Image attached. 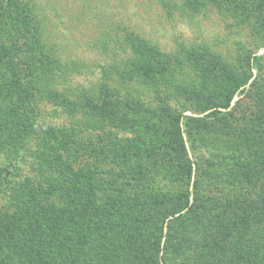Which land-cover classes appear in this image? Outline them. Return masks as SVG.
Listing matches in <instances>:
<instances>
[{"label": "trees", "instance_id": "trees-1", "mask_svg": "<svg viewBox=\"0 0 264 264\" xmlns=\"http://www.w3.org/2000/svg\"><path fill=\"white\" fill-rule=\"evenodd\" d=\"M161 1L251 34L233 41L243 70L113 22L100 76L76 84L88 66L37 1L0 0V264H264V0ZM184 63L200 88L173 79Z\"/></svg>", "mask_w": 264, "mask_h": 264}, {"label": "rangeland", "instance_id": "rangeland-1", "mask_svg": "<svg viewBox=\"0 0 264 264\" xmlns=\"http://www.w3.org/2000/svg\"><path fill=\"white\" fill-rule=\"evenodd\" d=\"M36 1L41 14L47 17L46 28L50 31L52 41L60 46V50L62 47L65 50L62 52L63 57L67 56L88 66V69L81 68L79 74L74 76L76 84H88L90 81H96L100 76V65L105 59L91 46L97 39L103 40L100 33L109 31L113 22L119 26V28L115 27L119 30L131 28L141 32L144 37L155 41L161 49L166 51H176L184 46L193 52L201 53L203 47H209L239 71L243 69L237 64L233 41L244 39L247 42H253L256 40L247 32H239L234 25L231 28L226 27L220 12L209 6L203 12L195 10L183 12L179 7H172L168 14L161 7V0ZM164 1L165 3L171 2V0ZM259 44L261 45V42ZM253 52L257 57H261V64L264 68V46L254 49ZM173 76L174 80L184 82L187 89L191 84L198 89L203 81L197 67L191 63H184L182 69L175 71ZM238 99L239 95L236 94L231 106ZM178 101H180V108L175 103L172 105L182 111L184 117H203L208 113L197 114L194 104L183 98ZM56 116L57 114L53 117ZM188 155L190 158L193 157L190 152ZM209 156L205 154L200 160L201 163L203 162L204 169L206 167L208 169V166L206 160L203 159ZM213 167L215 175L226 176L232 170L231 165ZM218 190L222 193L226 191L222 185L218 187Z\"/></svg>", "mask_w": 264, "mask_h": 264}]
</instances>
